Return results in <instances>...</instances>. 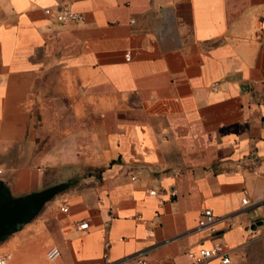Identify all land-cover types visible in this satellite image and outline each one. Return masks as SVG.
Segmentation results:
<instances>
[{
  "label": "crops",
  "instance_id": "0c3cea01",
  "mask_svg": "<svg viewBox=\"0 0 264 264\" xmlns=\"http://www.w3.org/2000/svg\"><path fill=\"white\" fill-rule=\"evenodd\" d=\"M263 31L264 0H0V181L69 184L8 264H222L188 256L205 208L229 264H264Z\"/></svg>",
  "mask_w": 264,
  "mask_h": 264
},
{
  "label": "water",
  "instance_id": "95a60500",
  "mask_svg": "<svg viewBox=\"0 0 264 264\" xmlns=\"http://www.w3.org/2000/svg\"><path fill=\"white\" fill-rule=\"evenodd\" d=\"M69 184H56L38 192L14 198L0 181V243L21 230L56 195Z\"/></svg>",
  "mask_w": 264,
  "mask_h": 264
},
{
  "label": "built area",
  "instance_id": "2783aa9c",
  "mask_svg": "<svg viewBox=\"0 0 264 264\" xmlns=\"http://www.w3.org/2000/svg\"><path fill=\"white\" fill-rule=\"evenodd\" d=\"M44 12L47 15H53L55 20L59 22L63 21H79L82 19V16L76 12H73L69 8H65L62 10H58L57 12L53 13L50 8H45ZM263 36H264V31H263ZM126 59H129V54H126ZM262 102L264 103V92L261 96ZM134 179V177H132ZM150 194H156V190H149ZM173 194H175V191H173ZM242 202L244 204L247 203V199L243 198ZM62 211L66 212L67 207L61 208ZM217 218L213 214L212 210L210 208H205L201 211L200 217L198 220V227L199 228H204L208 231L209 235L212 238L211 244L208 247H200L198 250L195 252H189L188 256L190 258L195 259L196 261L202 262L206 261L212 258H220L222 264H229L230 259H229V249L226 246V244L222 243L218 239L214 238L215 233H216V228H215V222ZM260 221L264 223V216L260 218ZM78 229L84 230L88 227V222L83 221L80 223L76 224ZM60 254V251L57 247H52L48 252H47V258L50 260L56 259ZM136 264H145L144 260L137 259V258H131ZM0 264H8L7 257L0 252Z\"/></svg>",
  "mask_w": 264,
  "mask_h": 264
}]
</instances>
